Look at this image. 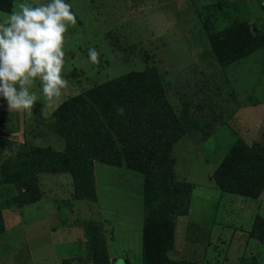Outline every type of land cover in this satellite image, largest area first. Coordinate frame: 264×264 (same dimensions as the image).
Segmentation results:
<instances>
[{"label": "rangeland", "instance_id": "obj_1", "mask_svg": "<svg viewBox=\"0 0 264 264\" xmlns=\"http://www.w3.org/2000/svg\"><path fill=\"white\" fill-rule=\"evenodd\" d=\"M48 2L12 0L8 13L18 11L20 3ZM66 2L76 14V25L65 33L62 76L68 85L60 97L49 99L43 95L40 78H35L30 92L37 100L29 110H8L0 99V166L17 155L20 145L28 150L62 151V141L42 124L66 98L123 74L154 67L176 113L183 101L203 112L211 105L208 124L212 130L204 137L185 133L171 146L174 178L193 184V190L187 215L172 221L171 241L160 259L168 264H264V241L249 234L251 216L261 217L253 212V200L222 193L209 180L237 138L251 136L264 142V0ZM1 14L3 22L7 17ZM237 24L239 28L230 31L231 37L218 43L213 53L207 34ZM90 47L100 52L98 65L87 60ZM91 171L94 202L73 198L67 174L40 173V199L25 207L14 202L20 192L16 183H3L0 171V264H92L82 224L86 221L100 230L107 264L141 263L142 174L96 161ZM98 202L105 207L111 204V229L91 220ZM85 212L90 216L83 220ZM45 215L51 218V231L76 226L71 243L77 254L57 263L43 255L50 243L59 240L37 225ZM27 216L32 217L30 226Z\"/></svg>", "mask_w": 264, "mask_h": 264}, {"label": "trees", "instance_id": "obj_2", "mask_svg": "<svg viewBox=\"0 0 264 264\" xmlns=\"http://www.w3.org/2000/svg\"><path fill=\"white\" fill-rule=\"evenodd\" d=\"M11 1L0 0V12L8 13ZM236 28L239 24L207 34L213 53ZM165 93L157 70L149 67L107 80L62 101L42 124L62 141V151L57 153L48 147L28 150L20 145L17 155L0 166L3 183L15 182L20 190L14 200L16 205L25 207L40 199V173L67 174L73 198L94 202L92 163L123 165L142 174L144 252L140 264H168L160 255L171 241L173 219L187 215L193 190V184L174 178L171 146L185 133L204 137L212 130L208 124L211 105L203 112L183 101L176 113ZM209 180L220 192L255 200L264 188V142L247 145L237 138ZM82 224L88 261L107 264L99 228L89 221ZM250 229L252 238L264 241L262 219L255 218ZM149 247L152 251H148Z\"/></svg>", "mask_w": 264, "mask_h": 264}, {"label": "clouds", "instance_id": "obj_3", "mask_svg": "<svg viewBox=\"0 0 264 264\" xmlns=\"http://www.w3.org/2000/svg\"><path fill=\"white\" fill-rule=\"evenodd\" d=\"M18 9L4 13L7 19L0 22V99L8 110H29L37 100L30 92L35 78H40L43 95L49 99L60 97L68 85L62 76L65 33L76 25V14L66 0L38 6L20 3ZM87 60L98 65L100 52L88 48Z\"/></svg>", "mask_w": 264, "mask_h": 264}, {"label": "crops", "instance_id": "obj_4", "mask_svg": "<svg viewBox=\"0 0 264 264\" xmlns=\"http://www.w3.org/2000/svg\"><path fill=\"white\" fill-rule=\"evenodd\" d=\"M4 13H2L1 15H3ZM240 139H242L244 141L245 144L250 145L253 142H259L254 140L251 136H246L243 137L241 136ZM109 188V187H108ZM109 190H111L109 188ZM223 193V192H222ZM227 194V193H225ZM230 195V194H228ZM234 196V195H233ZM238 198H242L237 196ZM252 207L254 209L253 212H255V214L260 217V219H262L264 221V188L262 189V191L260 192V194L258 195V197L253 200L252 203ZM261 208V210H260ZM243 214L246 213V211H242ZM240 214V213H239ZM90 213L85 212V214L81 215V219L85 220L87 218H89ZM252 218H250V223L248 228L251 227L253 220L257 217H253V215L251 216ZM32 218V217H30ZM28 216L26 217V221L27 224L29 225V222L31 221ZM51 218H49L47 215H45L44 217V221H40L37 223L38 226H42L44 227L45 230H47L49 232V235L53 234L54 236H58L59 240H55L53 243L49 244V250H46L45 254L43 253V255L45 256L46 254L50 256V261L51 263H53V261L55 260L57 263V260L64 258V257H71L74 256L76 253V249L72 246L71 240L75 239V233H76V226L75 228H71V227H66V226H62V227H55L54 231H51V229H49V224L51 223ZM91 220H98L102 225L103 228H105L106 226L109 225L110 229H111V204L107 205V207L103 206L100 204V202H98L97 204H95L94 206V210L91 214ZM33 225H35V223H33ZM30 226V225H29ZM109 241H111V236L109 238ZM257 244L259 245L260 243L257 242ZM59 249V252H58ZM42 256V254H41ZM54 257H56V259H54ZM44 260V258L42 259Z\"/></svg>", "mask_w": 264, "mask_h": 264}]
</instances>
